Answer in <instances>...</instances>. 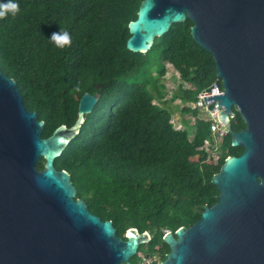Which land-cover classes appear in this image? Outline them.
Returning <instances> with one entry per match:
<instances>
[{"label": "trees", "instance_id": "1", "mask_svg": "<svg viewBox=\"0 0 264 264\" xmlns=\"http://www.w3.org/2000/svg\"><path fill=\"white\" fill-rule=\"evenodd\" d=\"M141 1L16 0L20 12L0 20V71L16 83L25 108L43 121L42 138L75 123L84 93L99 95L54 167L69 174L75 199L92 215L110 220L118 237L124 239L130 228L149 234L138 251L147 249L130 264L153 253L164 260L165 231L191 227L204 206L217 202L212 176L227 157L243 152L231 146L229 134L218 162L205 161L210 121L198 110L183 106L184 129L173 128L170 103L193 102L200 91L221 83L213 57L193 41L189 19L155 38L146 53L127 50L128 24ZM61 29L72 36L71 47L59 49L49 40ZM170 67L190 88L179 85L165 99L161 82ZM134 71L141 80L128 83L125 76ZM244 128L235 112L230 133Z\"/></svg>", "mask_w": 264, "mask_h": 264}, {"label": "water", "instance_id": "2", "mask_svg": "<svg viewBox=\"0 0 264 264\" xmlns=\"http://www.w3.org/2000/svg\"><path fill=\"white\" fill-rule=\"evenodd\" d=\"M186 19L222 87L203 100L217 101L223 125L239 114L245 128L230 133V143L243 152L212 176L217 202L191 227L163 236L169 253L161 264H264V0H142L128 24L127 50L146 53ZM98 99L84 93L75 123L42 138L43 121L0 71V264H130L149 242L133 228L118 237L110 220L75 199L69 174L54 167Z\"/></svg>", "mask_w": 264, "mask_h": 264}, {"label": "built area", "instance_id": "3", "mask_svg": "<svg viewBox=\"0 0 264 264\" xmlns=\"http://www.w3.org/2000/svg\"><path fill=\"white\" fill-rule=\"evenodd\" d=\"M169 81L172 85H177L176 89L179 85L184 86V89H189V86L180 79L179 73L174 69L170 68L166 71L165 75L162 78L161 84L165 88L166 94L173 89V87H169L168 84L165 82ZM175 89V90H176ZM222 88H220L216 83L212 84L210 87L203 89L200 91L193 102L185 103V107L191 110H198L201 115H206V117L210 121V133L211 138L207 140L206 144L203 147L205 153L208 154L207 159L208 161L211 159L214 163H217L220 156V144L224 137L230 134V125H223L220 121H218V114L220 113L221 109L218 110L217 101L212 102L210 104H205V98L215 97L221 95ZM157 102V101H156ZM159 105V103H155ZM171 123L175 130H183L184 126L179 123V120H176L171 117ZM176 123V124H175ZM193 132L190 133L189 139L192 138ZM168 231H165V234ZM163 260L160 258L158 253H153L151 256H144L142 257L139 264H161Z\"/></svg>", "mask_w": 264, "mask_h": 264}, {"label": "clouds", "instance_id": "4", "mask_svg": "<svg viewBox=\"0 0 264 264\" xmlns=\"http://www.w3.org/2000/svg\"><path fill=\"white\" fill-rule=\"evenodd\" d=\"M19 12L20 5L16 0H6V2L0 3V20L6 19L9 15L15 17ZM49 40L59 49L72 46V36L68 31L63 29L59 32H53Z\"/></svg>", "mask_w": 264, "mask_h": 264}, {"label": "rangeland", "instance_id": "5", "mask_svg": "<svg viewBox=\"0 0 264 264\" xmlns=\"http://www.w3.org/2000/svg\"><path fill=\"white\" fill-rule=\"evenodd\" d=\"M142 68H140V70H141ZM153 75L155 76V73H153ZM125 80L128 82V83H134V82H137V81H140L141 80V77L139 76V73L138 72H133V73H131V74H129V75H126L125 76ZM166 84H168L169 85V87H173V89L172 90H170V92H168L167 94H166V96H165V99H170V97H171V95H172V92H174V91H176L175 89H176V87H177V85L175 84V85H172L171 83H169V81H166L165 82ZM189 86V85H188ZM183 87H185V85L183 86ZM190 88V87H189ZM154 103H158V102H154ZM183 106H185V104H181V102L180 101H178V100H175V101H173L172 103H170L169 104V106H167L168 108H169V110H171L172 111V114H174L173 115V118L175 119V121L179 118V116H180V109L183 107ZM235 111H236V108H233ZM176 124V123H175ZM193 131V130H192ZM147 249V247L144 245V246H141V249H140V251H138V253H137V255L135 256V257H140V256H142L143 255V253L142 252H144L145 250Z\"/></svg>", "mask_w": 264, "mask_h": 264}, {"label": "crops", "instance_id": "6", "mask_svg": "<svg viewBox=\"0 0 264 264\" xmlns=\"http://www.w3.org/2000/svg\"><path fill=\"white\" fill-rule=\"evenodd\" d=\"M178 101H179V100H178ZM173 115H174V114H172V118H173ZM177 120H179V118H178Z\"/></svg>", "mask_w": 264, "mask_h": 264}]
</instances>
